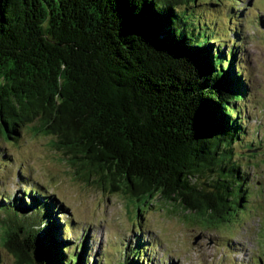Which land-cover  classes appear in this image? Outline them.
<instances>
[{"label": "trees", "instance_id": "obj_1", "mask_svg": "<svg viewBox=\"0 0 264 264\" xmlns=\"http://www.w3.org/2000/svg\"><path fill=\"white\" fill-rule=\"evenodd\" d=\"M218 3L0 0V136L16 140L31 125L86 182L95 175L129 201L158 197L223 223L229 205L251 194L235 152L259 155L263 139L241 137L243 39L230 46L196 33L197 23L210 30ZM55 201L41 190L0 204L25 215L0 210L1 244L15 264H88L85 243L68 247L71 225ZM140 235L118 264H151Z\"/></svg>", "mask_w": 264, "mask_h": 264}, {"label": "rangeland", "instance_id": "obj_2", "mask_svg": "<svg viewBox=\"0 0 264 264\" xmlns=\"http://www.w3.org/2000/svg\"><path fill=\"white\" fill-rule=\"evenodd\" d=\"M208 16L202 19L209 23ZM211 20L210 32L197 23L196 33L206 38L214 32L212 38L227 39L230 46L243 39L242 79L247 77V93L246 101L239 100L241 137L249 131L256 142L263 139L259 155L235 152L250 178L251 194L243 206L230 204L225 221L214 225L158 197L129 201L120 191L110 192L105 182V186L94 184L95 175L86 182L76 174L77 164L49 137L34 134L31 125L21 128L16 140L0 136V204L20 200L23 191L53 195L56 217L71 225L63 232L68 247L85 243L88 264L122 262L137 240L132 237L140 234L143 256L151 264H264V0H220ZM13 208L3 207L1 214L10 220L25 216ZM32 218L39 219L35 213ZM3 231L0 223V264H15L1 244Z\"/></svg>", "mask_w": 264, "mask_h": 264}]
</instances>
